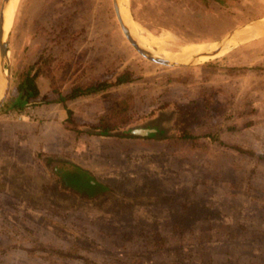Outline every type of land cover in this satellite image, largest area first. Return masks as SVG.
Returning a JSON list of instances; mask_svg holds the SVG:
<instances>
[{"label": "rangeland", "instance_id": "374dc122", "mask_svg": "<svg viewBox=\"0 0 264 264\" xmlns=\"http://www.w3.org/2000/svg\"><path fill=\"white\" fill-rule=\"evenodd\" d=\"M72 1H17L10 26L17 21V11L23 17L19 39L9 43L10 89L0 108L2 119L14 106L23 109L26 121L50 117L69 133L67 127L75 121L65 108L81 112L83 120L90 114L91 123L97 125L123 99L119 105H128L127 119L119 129L148 125L165 136L160 143L157 137L141 141L140 148L146 145L145 151L152 153L147 164L140 153L133 154L125 160L128 168L106 174L110 177L104 178L106 182L136 184L132 193L125 188L124 198L117 194L82 201L81 206L99 218L75 211L65 220L75 228V238L62 239L47 229L39 220L38 214L45 212L37 203L0 199V264H264L263 33L234 40L205 63H212L213 68H201L205 64L168 68L132 49L116 21L111 0H75L76 11ZM129 3L132 20L146 32L144 36L172 35L165 39L172 53H180L186 44H206L235 26L264 17V0ZM84 17L90 19L87 26L82 23ZM199 19L206 25L200 32ZM47 55L54 58L52 68L68 63L64 74L55 73L65 95L72 85L91 80L114 83L123 71L133 79L56 101L58 94L51 92L50 82L40 75L35 80L40 92L30 98L32 107L23 102L14 105L20 95L16 85L21 73ZM188 72L191 76L185 83L164 80L167 74ZM178 105L194 109L191 121L187 123L188 113ZM6 117L7 125L19 120ZM82 129L84 134L96 133ZM153 156L157 158L151 160ZM17 187L14 192L19 194L22 187ZM137 188H142V195ZM136 199L147 203H132ZM30 205L36 215L27 211ZM63 247L68 252H62Z\"/></svg>", "mask_w": 264, "mask_h": 264}, {"label": "crops", "instance_id": "0c3cea01", "mask_svg": "<svg viewBox=\"0 0 264 264\" xmlns=\"http://www.w3.org/2000/svg\"><path fill=\"white\" fill-rule=\"evenodd\" d=\"M73 3V9L76 11L75 3L77 2L74 0L71 4ZM21 13L22 11H17V21L15 20V24L11 23L10 41H13V38H16V41L19 39V27L23 17V15H20ZM81 20L85 26L88 25L87 21H90L86 17ZM15 26L16 32H14ZM204 26H206L204 19H199V24H197L199 32L204 30ZM31 107L32 105L27 106V108ZM68 108H65L64 111L71 114L75 121L72 126H70L71 124L68 125L67 129H71L69 133L62 130L61 123L49 120L50 117L46 119L31 118L34 119L31 121H26L25 118L20 120L11 119L14 122L7 125V121H5L7 117L3 115L5 119H2L3 117L0 116V183L4 184V189H0V199L2 201L8 203L22 202L21 200L28 201L32 196H41L47 199L45 196L48 193L51 194L50 189H56L55 193L59 199L63 194L62 190L69 195L66 183L69 182V178L78 175H80L78 183H93L96 187L93 193L89 191L77 195L81 198V201L101 200L107 196L111 197L117 194H122L124 198L127 194H124L123 189L126 188L125 190L129 189L130 191L136 187V184L125 186V183L106 182L107 180L104 178H110L106 175L110 171L118 168H128L125 160L133 154V156H138L140 153V156L146 161L145 164H147L152 153L145 151L147 150L146 145L140 148V144L141 141L149 142L147 140L150 139L118 137L119 135L84 134L78 130L80 128L78 126L86 122L91 123L94 120L89 118L90 114L86 115L83 120L81 112L72 113ZM63 123L67 126L65 121ZM163 135L159 133L151 138L157 137L156 140L160 143ZM77 138L78 142L76 141ZM153 157L151 160L157 158L153 159ZM23 172L27 174L23 175ZM82 175H85L86 178H83ZM61 176L63 179H60ZM112 178L115 179L114 176ZM8 179L14 182H7L10 181ZM16 186L22 187V192H19L20 195L14 192ZM24 187L30 188L31 191L27 190L28 192L25 193ZM138 194L142 195L143 193ZM77 196L72 195L73 198ZM73 201L75 199H71V202ZM131 201L136 204L140 202V199ZM93 218L97 219L99 216L95 215Z\"/></svg>", "mask_w": 264, "mask_h": 264}, {"label": "water", "instance_id": "95a60500", "mask_svg": "<svg viewBox=\"0 0 264 264\" xmlns=\"http://www.w3.org/2000/svg\"><path fill=\"white\" fill-rule=\"evenodd\" d=\"M111 1H112V8L114 11V15L119 25V28L125 39L128 41L129 45L132 47V49L136 51L144 59L152 63H155L157 65L168 68H184V67H193V66L205 64L210 60H213L214 58L219 56L226 47H229V44H231V42L234 39H239L238 37H240L244 31L256 30L257 28L264 29V17L248 21L246 23L233 27L232 29L224 33L222 36L204 44V47L201 50H198L196 53H194L187 61L175 62L165 58L163 55L155 54L154 52L140 45L138 40L134 37L130 27L126 25V23H124L121 17L119 1L118 0H111ZM10 2L11 0H1V4H0V86L2 87L0 91V108L2 107L6 99V96L8 94V91L10 89L9 43L11 36V26L7 29V32H5L6 31L5 12L8 9ZM126 8L128 9L129 17L132 19V15L130 13L129 0H126ZM261 36H264V33ZM177 108L181 110L183 107L178 105ZM96 133L105 136L119 135V136H125L127 138H151L157 133L161 134L162 132L158 130L156 127L146 125V126L127 127L115 131L99 130Z\"/></svg>", "mask_w": 264, "mask_h": 264}, {"label": "trees", "instance_id": "16d2710c", "mask_svg": "<svg viewBox=\"0 0 264 264\" xmlns=\"http://www.w3.org/2000/svg\"><path fill=\"white\" fill-rule=\"evenodd\" d=\"M53 60L54 58H52V56L50 55H47L44 58L40 57L36 63L32 64L27 70L21 73V76H20L21 80L16 85L17 90L20 92V95L18 97L19 99L25 98L26 100H30V98L32 97L34 98L39 95L40 91L35 84L36 83L35 80L40 75L44 76L50 82L51 92L54 94L55 93L58 94V99L56 101H64L67 99H73V98H76L79 94H85V93H89L92 91L105 90L109 86L127 82L133 79L130 75H128L127 72L123 71L117 75L116 81L114 83H110L107 81H100V82L94 83V81L91 80V81H87L86 83H82V85H79V86H77L76 84L72 85L71 92L65 95L62 93V90L60 89V86H61L60 79L58 78L56 79L55 73H59V75L64 74L65 68L68 67V63H65L63 66L56 65L54 68H52L50 67V64H51V61ZM209 67L213 68L214 66L212 65V63H208V64L203 65L201 68H209ZM32 71H35L34 74H32ZM75 75L76 76L78 75V77H80L79 73L76 74V71H75ZM190 76L191 75L189 72L184 73V74H167L164 77V80L166 83H185L188 81V78ZM59 77H62V75ZM61 81H62V78H61ZM123 102H124L123 99H121L118 102L116 101L115 111L108 117H100L99 124L96 125L90 122H86L83 125H80V128L78 130L82 131L83 130L82 127L85 130L95 129L96 132L99 130L108 131V130L119 129V126L127 119L126 109L128 105H126L125 107L119 105ZM72 125L73 123L71 122L70 126Z\"/></svg>", "mask_w": 264, "mask_h": 264}, {"label": "flooded vegetation", "instance_id": "af4514ba", "mask_svg": "<svg viewBox=\"0 0 264 264\" xmlns=\"http://www.w3.org/2000/svg\"><path fill=\"white\" fill-rule=\"evenodd\" d=\"M24 103L25 105L26 104H34L33 102H31L30 100H26L25 98H17L16 101H15V104L14 105H17V104H20V103ZM30 102V103H29ZM27 107V106H26ZM13 111H21L23 113V109L22 108H16V107H12V109H7V111L4 113L5 116H8V113L9 112H13ZM182 111L184 113H188L187 115V123H188V120H190V117L192 115V113H194V109L193 108H190V107H184L182 109ZM182 113V112H180ZM10 117V116H8ZM24 118V113L23 115L18 118L19 120ZM139 125V124H137ZM80 175L76 176V177H73V178H69L68 179V183H66V186L68 188V193H65L64 190L63 191V194H61V196L57 197L56 195V191L55 190H49V192L51 191L53 194L50 195L49 193L45 196L47 197V199H44L42 198L41 196H32L28 199V201H24L26 202L27 204H35L37 203V206L40 207L44 212L45 214H38V217H39V220L40 221H43L46 223V227L47 229L51 230L54 235H58L60 236L62 239H65V238H70V237H73L75 238L76 235L78 236V234L76 233L75 231V228L73 227V225H70L69 223H65L67 220H70L68 218H71V216H73V214H75L76 212L75 211H79L80 213H84L85 215L87 216H90L91 218L90 219H93V216H95L94 212H91L90 210H86L84 209L83 206H81L82 204V201H81V198H79V194L83 193V192H89L91 191V193H93L96 189V187H94V184L93 183H78V181H80ZM83 178H86L85 175H82ZM81 176V178H82ZM126 186H128L129 184L128 183H125ZM93 186V187H92ZM4 184L0 183V189L3 190L4 188ZM63 188V186H61ZM137 191L138 193H140L142 191V188H137ZM72 192V193H71ZM71 193V194H70ZM67 194V195H66ZM73 196H77L75 198L72 197ZM37 198V199H36ZM41 198V199H40ZM56 198V199H54ZM71 199H75V201L71 202ZM26 200V199H25ZM72 203L74 205H72ZM141 205H145L147 202L144 201V199H141L140 201ZM31 209H27V211L32 214V215H36L35 213V210H34V207L32 205H30ZM139 212L137 211L136 214H138ZM142 216L143 217H146V213H142ZM136 217V216H135ZM66 220V221H65ZM61 243L63 245L67 244V245H71L70 243H67V242H64V241H61ZM72 247L76 248V247L72 244L71 245ZM66 247H63V251L62 252H68L66 249ZM68 250H70L71 248L70 247H67ZM50 250H48L49 252ZM56 253V252H54ZM62 254V253H60ZM64 255V254H62ZM50 257V255H48ZM57 256V255H56Z\"/></svg>", "mask_w": 264, "mask_h": 264}, {"label": "bare ground", "instance_id": "6f19581e", "mask_svg": "<svg viewBox=\"0 0 264 264\" xmlns=\"http://www.w3.org/2000/svg\"><path fill=\"white\" fill-rule=\"evenodd\" d=\"M17 1L18 0H11L10 5L8 6V9L5 12V15H6V25H5L6 31L5 32H7V29L10 27V21L13 18V14L16 8ZM118 1H119V6H120V14H121V17L124 23H126V25L130 27L134 37L138 40L140 45L154 52L155 54L163 55L165 58L171 61L184 62V61H187L194 53H196L198 50H201L204 47V44L202 45V43L201 44L191 43V44L183 45L180 48V51H181L180 53L169 52L166 48L165 39L167 37L169 38L172 35L169 36V34H166V35H150L149 37L144 36L146 32L144 33L142 28L139 25L135 24L133 20L129 17L128 9L126 8V0H118ZM260 33H264L263 28H260V29L257 28L256 30H246L238 38L239 40H242V39L248 40V38H243L242 36L255 37L257 34H260ZM231 44H229V46ZM151 46H154L155 49H151L150 48ZM1 89L2 87L0 86V91Z\"/></svg>", "mask_w": 264, "mask_h": 264}, {"label": "built area", "instance_id": "2783aa9c", "mask_svg": "<svg viewBox=\"0 0 264 264\" xmlns=\"http://www.w3.org/2000/svg\"><path fill=\"white\" fill-rule=\"evenodd\" d=\"M22 115L23 113L21 111H13V112L8 113V116H11V117L15 116V117L20 118Z\"/></svg>", "mask_w": 264, "mask_h": 264}]
</instances>
